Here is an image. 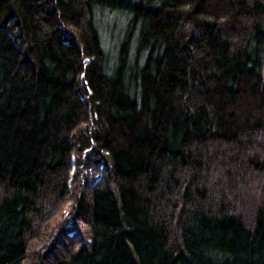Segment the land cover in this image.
<instances>
[{"label":"trees","instance_id":"16d2710c","mask_svg":"<svg viewBox=\"0 0 264 264\" xmlns=\"http://www.w3.org/2000/svg\"><path fill=\"white\" fill-rule=\"evenodd\" d=\"M0 264H264V0H0Z\"/></svg>","mask_w":264,"mask_h":264},{"label":"rangeland","instance_id":"374dc122","mask_svg":"<svg viewBox=\"0 0 264 264\" xmlns=\"http://www.w3.org/2000/svg\"><path fill=\"white\" fill-rule=\"evenodd\" d=\"M114 10L97 6L94 8V19L97 29L99 27L101 44L103 49L109 52L111 63L115 61L117 44L124 29V25H122L124 22L123 16L120 12Z\"/></svg>","mask_w":264,"mask_h":264}]
</instances>
